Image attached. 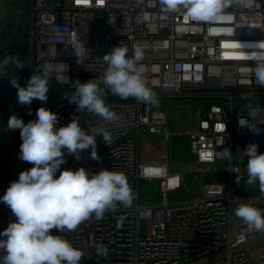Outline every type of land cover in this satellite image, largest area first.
Returning a JSON list of instances; mask_svg holds the SVG:
<instances>
[{"label":"built area","instance_id":"1","mask_svg":"<svg viewBox=\"0 0 264 264\" xmlns=\"http://www.w3.org/2000/svg\"><path fill=\"white\" fill-rule=\"evenodd\" d=\"M12 2L5 6L0 42L10 32L7 12ZM28 6V53L20 60L25 66L10 64L6 74L0 75V145H7L12 137L18 164L33 167L19 159L15 136L20 130H9L7 125L13 114L25 123L35 120L36 110L45 107L57 114L58 127L75 119L89 135L104 130L111 138L107 144L102 133L95 137L98 160L91 158V149L82 151L79 160L65 150L61 171L83 167L91 173L101 169L122 172L135 193L127 207L118 205L99 220L93 215L74 230L53 229L52 234L82 250V264H187L223 250L229 251L228 257L211 264H264V246L230 253L264 235L248 231L233 213L242 202L264 210L263 192L254 193L243 180L236 182V175L244 178L247 174L244 149L255 143L258 152L264 153V86L255 84L254 62L245 56L250 49L241 47L264 41V0H233L206 21L165 12L160 0H29ZM122 43L129 54L134 45L142 48L144 58L139 66L144 83L156 93L158 106L108 93L105 103L120 116L118 121L109 123L87 110L76 111V105L66 98L75 91L76 81L86 83L100 77L105 66L98 59ZM77 44L86 47L83 63L77 62ZM42 69L49 73L47 101L34 99L30 106L20 105L11 80L26 86ZM175 107L194 108L192 129L173 132L171 110ZM241 119L255 129L242 126ZM176 135L188 136L190 159L174 157ZM225 149L231 150V159L224 158ZM170 160L185 166L171 171ZM189 173L197 176L192 197L187 196L191 189L185 176ZM205 173L214 178L206 179ZM153 180L160 182L161 201L142 205L140 185ZM176 180L183 182L184 196L171 200L169 193ZM15 220L0 202V232ZM4 255L0 250V257Z\"/></svg>","mask_w":264,"mask_h":264},{"label":"clouds","instance_id":"2","mask_svg":"<svg viewBox=\"0 0 264 264\" xmlns=\"http://www.w3.org/2000/svg\"><path fill=\"white\" fill-rule=\"evenodd\" d=\"M233 0H160L163 10L168 13L186 14L193 20H211L232 4ZM252 65V78L258 86H264V41L241 44ZM85 46L77 44L74 48L78 63H83ZM144 58L140 46L134 45L131 54L123 43L98 59L105 67L102 75L86 83L76 81L75 91L66 98L76 105V111L92 113L112 123L118 116L106 105L108 93L122 99L134 98L137 102L158 105L156 93L144 83L142 67L139 62ZM14 64L17 68L25 65L17 57L6 56L0 61V75L6 74L7 67ZM49 73L41 70L40 75H32L26 86H20L16 79L11 80L17 88V102L30 106L32 101L46 102L49 91ZM243 126L255 125L244 119ZM58 125V116L51 110L40 107L36 110V119L25 123L15 114L8 120L9 130H20L22 143L19 159L33 165L19 174L18 180L12 181L0 202L6 204L16 220L0 232V250L5 255L0 257V264H82L84 252L75 248L58 232L74 230L90 216L101 219L108 210H115L118 205L132 204L135 193L127 177L122 172L101 169L91 173L81 167L76 170L64 169L61 165L67 155L79 160L80 153L91 149V158L98 160L96 139L103 134L108 144L111 139L108 132L101 130L96 135H89L77 120L71 119L64 126ZM257 134L259 130L256 129ZM224 158L231 159V150L225 149ZM242 156H247V180L236 175V182L241 180L248 186L257 182L259 190L264 192V153L258 152V145L249 144ZM143 171V168H142ZM59 172V175L56 174ZM163 173L164 169L161 168ZM176 183L177 181H173ZM248 231L264 232V210L251 203H239L233 210ZM103 249V246H98ZM106 254V249H103Z\"/></svg>","mask_w":264,"mask_h":264},{"label":"rangeland","instance_id":"3","mask_svg":"<svg viewBox=\"0 0 264 264\" xmlns=\"http://www.w3.org/2000/svg\"><path fill=\"white\" fill-rule=\"evenodd\" d=\"M23 4H17L12 2L9 7L11 11L7 12V20L9 21L8 32L4 40L0 42V59L4 60L6 56L17 57L19 61L25 60L27 57V47H26V33L28 28V22L30 20V8L28 6L29 0H20ZM14 25V26H13ZM18 41V44H16ZM156 105L155 107H157ZM194 108L187 107H175L171 110V128L173 132L179 133L184 132L187 129H192L194 126ZM173 153L175 158H188L190 159V150H189V139L186 135H176L173 137ZM147 153L143 154V159H147ZM18 160V159H17ZM18 162V161H16ZM194 165L189 166L193 168ZM23 166H20L16 163L14 165L10 154H5L2 159H0V175L5 177L8 173H16L19 177V174L23 171ZM243 167L247 168V161L243 162ZM220 174L219 176H221ZM206 179H213L214 175L211 173H205ZM186 182L191 189V192L187 194L188 197L195 195L196 186H197V176L196 174H186ZM222 179H226V176H222ZM244 180H247V174L244 177ZM174 187L170 190L169 198L171 200L176 199L180 200L184 196L182 190L183 182L181 180H176ZM251 186L254 193H259V184ZM162 194L160 191V182L159 180L142 182L140 185V203L142 205L149 204H158L161 201ZM146 222L143 221V235L146 233Z\"/></svg>","mask_w":264,"mask_h":264},{"label":"water","instance_id":"4","mask_svg":"<svg viewBox=\"0 0 264 264\" xmlns=\"http://www.w3.org/2000/svg\"><path fill=\"white\" fill-rule=\"evenodd\" d=\"M8 1L9 0H0V30L4 27V24H5V11L4 10H5V6H6ZM6 143L9 144L10 146H13V138L9 137L6 140ZM217 165L222 166L223 164H222V162H218ZM184 166H185L184 163L173 161V160L169 161V167H170L171 171L181 170ZM9 185L4 189H0V194L5 193L7 188L9 187ZM263 194H264V192H263ZM262 246H264V235L254 237L251 240H249L248 242L232 248L230 250V253L235 254V253L240 252V251H246V250H249L252 248H257V247H262ZM228 255H229V251L223 250L219 253H215V254L200 258L198 260L192 261V262L187 263V264H211V263L217 262L219 260L225 259L226 257H228Z\"/></svg>","mask_w":264,"mask_h":264},{"label":"crops","instance_id":"5","mask_svg":"<svg viewBox=\"0 0 264 264\" xmlns=\"http://www.w3.org/2000/svg\"><path fill=\"white\" fill-rule=\"evenodd\" d=\"M2 126L3 125L0 122V130L2 129ZM20 141H21V137H20V134L18 133L15 136V144H16V149L17 150H20L19 149V143H20ZM4 153L7 154V155L10 154V157H11L14 165H16V163L18 164V162H16V161H18L17 160V156H16V154H15L12 146H10L9 144H7V145H5V144L4 145H0V159H2L4 157ZM21 166H23L22 167L23 168V171L29 169L26 164L25 165H21ZM18 178L19 177L17 176V174L16 173L13 174L12 172H11V174L8 173L5 177H2L0 175V189L6 188L12 181L18 180ZM4 194L5 193L0 194V197H2Z\"/></svg>","mask_w":264,"mask_h":264},{"label":"snow or ice","instance_id":"6","mask_svg":"<svg viewBox=\"0 0 264 264\" xmlns=\"http://www.w3.org/2000/svg\"><path fill=\"white\" fill-rule=\"evenodd\" d=\"M149 171H155V170H149Z\"/></svg>","mask_w":264,"mask_h":264}]
</instances>
